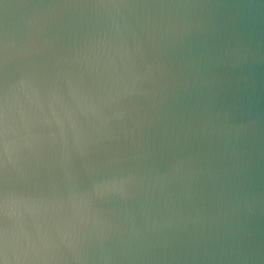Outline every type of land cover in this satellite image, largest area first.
<instances>
[{
  "label": "water",
  "instance_id": "obj_1",
  "mask_svg": "<svg viewBox=\"0 0 264 264\" xmlns=\"http://www.w3.org/2000/svg\"><path fill=\"white\" fill-rule=\"evenodd\" d=\"M0 264H264V0H0Z\"/></svg>",
  "mask_w": 264,
  "mask_h": 264
}]
</instances>
